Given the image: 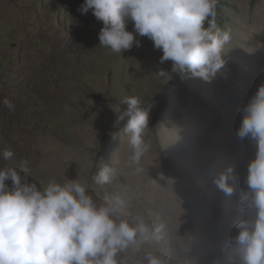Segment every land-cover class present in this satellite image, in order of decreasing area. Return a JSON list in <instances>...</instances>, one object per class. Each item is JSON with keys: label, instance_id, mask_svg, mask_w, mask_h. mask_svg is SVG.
Instances as JSON below:
<instances>
[{"label": "rangeland", "instance_id": "obj_1", "mask_svg": "<svg viewBox=\"0 0 264 264\" xmlns=\"http://www.w3.org/2000/svg\"><path fill=\"white\" fill-rule=\"evenodd\" d=\"M83 2L0 0V153L13 152L7 161L0 156V168L19 171L27 159L28 182L38 188L77 179L96 202L120 194L126 218L162 226L159 240L118 254L123 264H146L145 252L165 264H224L256 150L237 129L264 84V0H221L215 22L231 33L224 68L210 82L187 73L167 84L157 72L172 62L160 63L162 51L148 37L121 54L99 47L103 24L91 10L78 11ZM130 96L150 117L141 173L129 162L125 122L110 108L123 110ZM104 164L113 173L101 186L93 176ZM229 166L237 176L231 195L214 183Z\"/></svg>", "mask_w": 264, "mask_h": 264}, {"label": "clouds", "instance_id": "obj_2", "mask_svg": "<svg viewBox=\"0 0 264 264\" xmlns=\"http://www.w3.org/2000/svg\"><path fill=\"white\" fill-rule=\"evenodd\" d=\"M219 0H84L78 11L93 16L103 27L98 34L99 47L121 54L137 38L148 37L162 51L160 63L171 61V70L157 74L166 84L178 75L190 73L210 82L224 68L225 45L229 30L217 27L215 18ZM133 31L127 30L129 23ZM173 75H169V73ZM110 106L120 113L132 154L129 162L135 173L144 171L141 160L149 150L145 136L150 117L139 97H125ZM9 111L15 105L4 99ZM237 136L255 144V155L247 164L246 188L237 202L240 218L237 233L224 248V264H264V84L242 109ZM115 137V136H114ZM0 156L10 160L11 150ZM21 170L0 168V264H123L118 254L131 248L139 252L143 245L159 240L162 226L142 216L125 217L126 199L120 194L105 196L100 203L89 194L86 185L75 180L47 185L28 182V160ZM23 173V175L21 174ZM113 169L104 166L93 176L97 185L111 182ZM11 181V187L6 181ZM237 176L229 166L214 179L225 194L234 192ZM146 264H165L152 252L144 253Z\"/></svg>", "mask_w": 264, "mask_h": 264}, {"label": "trees", "instance_id": "obj_3", "mask_svg": "<svg viewBox=\"0 0 264 264\" xmlns=\"http://www.w3.org/2000/svg\"><path fill=\"white\" fill-rule=\"evenodd\" d=\"M220 2H221V0H219L218 6H217V15L216 16H218L221 13V11H222Z\"/></svg>", "mask_w": 264, "mask_h": 264}, {"label": "bare ground", "instance_id": "obj_4", "mask_svg": "<svg viewBox=\"0 0 264 264\" xmlns=\"http://www.w3.org/2000/svg\"><path fill=\"white\" fill-rule=\"evenodd\" d=\"M49 154V153H48ZM54 154H56V153H54ZM57 155H55V157H56ZM50 157V156H49ZM136 254V253H135Z\"/></svg>", "mask_w": 264, "mask_h": 264}]
</instances>
